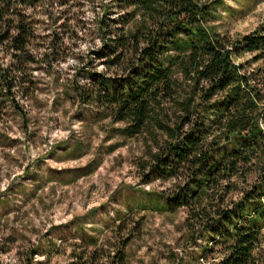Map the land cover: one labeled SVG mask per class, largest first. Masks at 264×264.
I'll use <instances>...</instances> for the list:
<instances>
[{
    "label": "rangeland",
    "instance_id": "obj_1",
    "mask_svg": "<svg viewBox=\"0 0 264 264\" xmlns=\"http://www.w3.org/2000/svg\"><path fill=\"white\" fill-rule=\"evenodd\" d=\"M208 1L217 7L220 33L262 27L264 0ZM120 12L113 0H45L26 10L33 27L25 52L0 46L11 82L8 97H0V264H69L99 246L105 257L96 264H108L118 249L127 264H210L218 257L216 248L205 255L203 240L186 241L187 210L164 200L174 181L145 182L141 138L124 137L122 123L78 97L91 93L90 73H123L112 57L96 55L98 21L109 25ZM258 56L239 62L261 69L264 81V51ZM238 196L228 193L225 203ZM201 254L205 262L196 261Z\"/></svg>",
    "mask_w": 264,
    "mask_h": 264
},
{
    "label": "trees",
    "instance_id": "obj_2",
    "mask_svg": "<svg viewBox=\"0 0 264 264\" xmlns=\"http://www.w3.org/2000/svg\"><path fill=\"white\" fill-rule=\"evenodd\" d=\"M43 1L0 0V46L25 52L33 27L26 10ZM113 3L122 12L109 25L98 21L96 55L112 57L123 73H90L91 93L78 97L122 123L124 137L141 138L145 182L174 181L165 203L187 210V242L203 240L205 255L217 249L210 264H264V81L261 69L239 62L247 54L262 58L264 21L255 33L232 36L215 30L212 1ZM5 71L0 66L4 99L11 87ZM232 191L238 198L225 203ZM102 250L77 254L69 264H96ZM108 264H127L124 251Z\"/></svg>",
    "mask_w": 264,
    "mask_h": 264
}]
</instances>
